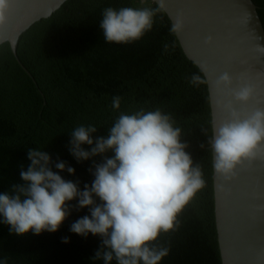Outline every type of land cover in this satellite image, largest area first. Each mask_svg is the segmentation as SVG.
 <instances>
[{"label": "trees", "instance_id": "16d2710c", "mask_svg": "<svg viewBox=\"0 0 264 264\" xmlns=\"http://www.w3.org/2000/svg\"><path fill=\"white\" fill-rule=\"evenodd\" d=\"M264 30V0H252ZM157 7L153 0H65L49 16L22 31L16 56L10 44H0V193L21 183L29 149L50 154L75 169L60 175L79 180L81 190L94 177L93 160L77 162L69 152L70 133L80 125H94L97 136H107L121 112L160 109L181 129L193 165L199 164L205 187L179 215V227L161 233L155 242L169 248L160 264H222L215 226L211 109L202 71L183 52L162 9L151 31L130 44L106 43L99 28L106 7ZM168 48L165 49L164 45ZM193 74L205 83L193 85ZM121 97L120 108L112 107ZM203 145V147H201ZM85 150L88 145H83ZM106 155L111 156V153ZM53 171L56 169L53 167ZM73 204L76 201H72ZM73 211L55 233L15 235L0 223V261L6 264H103L91 257L100 245L69 231L87 215ZM69 237L70 242H61ZM111 264H116L113 260Z\"/></svg>", "mask_w": 264, "mask_h": 264}, {"label": "clouds", "instance_id": "9594fccd", "mask_svg": "<svg viewBox=\"0 0 264 264\" xmlns=\"http://www.w3.org/2000/svg\"><path fill=\"white\" fill-rule=\"evenodd\" d=\"M10 7L11 0H0V27L7 24ZM161 10L160 0L155 8L109 6L102 11L99 28L106 43L130 44L152 30L154 17ZM183 28V18L177 16L170 32L179 33ZM211 40L208 37L205 43ZM190 83L199 85L205 80L193 74ZM215 84L231 97L219 102L229 118L214 128L208 145L215 174L230 182L238 167L264 154V109L241 113L233 107V101L245 104L253 96L254 88L246 81L239 79L233 87L232 76L224 72ZM120 101L121 97H113L112 107L119 109ZM174 124L171 115L158 108H141L121 112L107 136L94 137V125L74 128L69 152L75 160L79 163L101 157L99 163L93 160L89 172L94 179L82 190L79 180L60 175L64 171L75 173L66 161L53 162L50 154L29 149L30 163L26 170L21 166V183H13L10 190L0 193V223L15 235L55 233L73 211L87 208L88 214L75 220L69 231L100 238L91 259H102L103 264L113 260L116 264H160L169 248L155 242L161 233L179 227V215L205 187L203 171L199 164L193 165L187 142L181 140V129ZM109 152L111 156L106 155ZM61 242L67 244L70 239L62 237Z\"/></svg>", "mask_w": 264, "mask_h": 264}, {"label": "water", "instance_id": "95a60500", "mask_svg": "<svg viewBox=\"0 0 264 264\" xmlns=\"http://www.w3.org/2000/svg\"><path fill=\"white\" fill-rule=\"evenodd\" d=\"M65 0H11L9 19L0 27V44L16 56L22 31L49 16ZM157 3V0H153ZM171 23L184 21L175 33L188 59L202 71L209 96L212 134L229 118L219 102L231 97L216 79L228 72L233 87L239 79L254 88L250 100L233 107L247 113L264 109V30L252 0H160ZM211 43L206 44V38ZM213 155V154H212ZM225 182L213 170L214 215L222 264H264V154L236 170ZM223 186V190H220Z\"/></svg>", "mask_w": 264, "mask_h": 264}]
</instances>
